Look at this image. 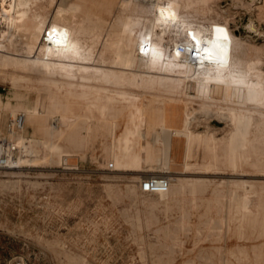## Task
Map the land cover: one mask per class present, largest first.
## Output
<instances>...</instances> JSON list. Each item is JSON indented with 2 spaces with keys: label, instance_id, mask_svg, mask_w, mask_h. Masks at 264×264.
Returning <instances> with one entry per match:
<instances>
[{
  "label": "rangeland",
  "instance_id": "374dc122",
  "mask_svg": "<svg viewBox=\"0 0 264 264\" xmlns=\"http://www.w3.org/2000/svg\"><path fill=\"white\" fill-rule=\"evenodd\" d=\"M39 2L41 35L56 18L74 29L79 54L45 66L39 45L21 52L39 19L31 16L11 29L16 47L0 43L10 55L0 61V114L10 110L0 137L19 142L23 158L0 170V264H264V0ZM162 6L172 17L159 15ZM212 20L238 39L235 73L256 59L261 73L245 78L238 96L237 82L223 93L201 79L174 92L182 69L163 42ZM138 28L147 41L120 48ZM145 44L151 52L140 54ZM139 58L145 68L135 67ZM25 107L33 117L15 131L10 119ZM172 139L183 156L170 166ZM139 170L150 172H126ZM154 174L169 178L168 190L139 191Z\"/></svg>",
  "mask_w": 264,
  "mask_h": 264
},
{
  "label": "bare ground",
  "instance_id": "6f19581e",
  "mask_svg": "<svg viewBox=\"0 0 264 264\" xmlns=\"http://www.w3.org/2000/svg\"><path fill=\"white\" fill-rule=\"evenodd\" d=\"M17 3V11L15 12V16L12 18L11 16V4L12 0L8 1L7 5V17H8V28L2 32L0 43L2 40L11 42L12 45L15 44L14 38L12 37L11 29L17 22H23L28 16H31V18H39L37 20V23L34 28V34H33V40L31 42H28L26 44H20V51L21 50H28L29 53L31 51H34L35 48L40 47V51L42 52V56H46L44 61L45 66H58V64L62 66H66V63H64V59H69L73 57V54H79V51L76 46V42L74 40V29L70 27L67 24L59 23L56 21V18L48 23L47 26V33L43 36L41 35L44 23L46 20L45 18L41 16V14L37 11L38 8H40V2L39 0H15ZM155 1V0H154ZM75 2V1H74ZM159 2V1H158ZM157 2V3H158ZM61 3V1L59 2ZM71 3V2H70ZM161 3V2H160ZM161 5V4H160ZM207 5V4H206ZM159 7V6H158ZM64 8V7H63ZM19 10V11H18ZM60 10V9H59ZM135 10V9H134ZM134 12V11H133ZM159 13V12H158ZM60 14V13H59ZM154 14V12H153ZM131 15V14H130ZM162 15L165 20L172 17V11L169 10L166 7H160V14ZM161 17V16H160ZM59 18V17H58ZM33 19V20H34ZM17 20V22H16ZM32 20V19H31ZM157 20V19H156ZM161 20V19H159ZM45 21V22H44ZM188 29L190 31H185V37L178 38L174 37L173 41L170 42V44L166 41L163 42L162 48L166 51V54L170 57H172L173 54V66H176L180 69H182V72H178L174 74V79L177 80V84L175 89L173 88V91L179 90L180 94H184V91L182 90L183 85L187 81L195 80V79H201L203 83H207L209 86H222V92L226 93L228 92L229 84L232 82H237L238 87L232 91V93L235 96H238L240 94L241 88L243 86L245 78H248L251 74H255L256 76H259L258 74L261 73V70L259 69L260 66V60L256 59L255 61L248 62L246 67V73L241 77H239L235 72V66H238L240 63L238 60L234 59V53H233V47L234 43L238 41V39L231 33L229 30L227 23L223 21H216L212 20L209 21L207 24L202 23H191L188 26ZM248 29H250L252 32H256V28L254 27L253 23L248 22ZM141 28V27H140ZM139 29V28H138ZM191 32V33H190ZM128 34V33H127ZM136 34V32H135ZM134 35H130L126 37L121 47L118 45V47L122 48L125 46H130L131 40L136 38L137 44H144L147 41V32H143L142 29H139L137 31L138 36L136 37ZM136 34V35H137ZM150 35V34H149ZM184 36V35H183ZM45 37V38H44ZM151 37V36H150ZM28 39V38H27ZM107 40V39H106ZM119 40V39H118ZM182 40L183 42L187 43L188 45H192L195 50L197 51V57L196 61L191 62L189 61L184 54L178 52L174 44L177 43V41ZM114 41V40H113ZM17 43V42H16ZM20 43V42H19ZM18 43V44H19ZM125 43L126 45H123ZM172 44V45H171ZM2 45V44H1ZM0 45V61L6 60L10 55H8L6 52L3 51L2 47ZM8 45V44H7ZM16 45V44H15ZM14 45V46H15ZM111 45V44H110ZM244 45V44H243ZM17 46V45H16ZM15 46V47H16ZM238 46V45H237ZM14 47V48H15ZM152 47V45H151ZM11 48V46H10ZM9 48V49H10ZM161 48V49H162ZM236 48V47H235ZM117 49V48H116ZM143 50L142 54H146L150 51V46L148 44H145L142 48ZM154 50V49H153ZM163 50V51H164ZM15 51V50H14ZM22 52V51H21ZM151 52V51H150ZM28 53V52H27ZM164 53V52H163ZM252 53V52H251ZM82 54V53H81ZM86 54V53H85ZM87 56V55H85ZM142 56V55H141ZM150 56V55H149ZM164 56V55H163ZM255 56V55H254ZM77 57V56H76ZM80 57V56H78ZM165 58V57H164ZM10 59V58H8ZM78 59V58H77ZM149 59V58H148ZM70 60V59H69ZM79 61V59H78ZM81 61V59H80ZM83 61V60H82ZM135 64L136 68H145L147 66V61L143 58L134 59L132 60ZM131 61V62H132ZM9 62V61H8ZM29 62V61H27ZM77 62V60H76ZM262 62V61H261ZM70 63V62H69ZM74 63V62H72ZM156 64V63H155ZM246 64V63H245ZM43 65V64H42ZM70 65V64H69ZM159 65V64H158ZM165 65V64H163ZM81 66V63H80ZM161 66V65H160ZM240 67V66H239ZM58 68V67H57ZM134 68V67H133ZM165 68V66H164ZM72 69V67H71ZM135 69V68H134ZM133 69V70H134ZM147 69V68H146ZM240 69V68H239ZM56 70V69H55ZM164 70V69H162ZM50 71V70H49ZM147 71V70H146ZM124 72V70H123ZM128 72V71H127ZM137 72V71H136ZM159 72V71H158ZM244 72V71H243ZM157 73V72H156ZM242 73V72H241ZM130 74V73H129ZM173 74V73H172ZM120 75V74H118ZM124 75V74H122ZM134 75V74H132ZM131 75V76H132ZM139 75V74H138ZM166 75V74H165ZM101 76V75H100ZM103 76V74H102ZM141 76V75H139ZM146 76V75H143ZM142 76V77H143ZM155 76V75H154ZM107 77V76H106ZM112 77V76H111ZM115 77V76H114ZM113 77V78H114ZM116 77H118L116 75ZM151 77V76H150ZM153 77V76H152ZM47 78V77H46ZM121 78V77H120ZM125 78V77H124ZM136 78V77H135ZM141 79V77H139ZM147 77H145L146 79ZM162 78L160 75L154 78L155 83H160L162 81ZM166 78V77H165ZM171 78V77H170ZM169 78V79H170ZM256 78V77H255ZM48 79V78H47ZM132 79V78H130ZM172 79V78H171ZM261 79V78H260ZM53 80V79H52ZM55 80V79H54ZM110 80V79H109ZM113 80V79H112ZM115 80V79H114ZM126 80V79H125ZM134 80V79H133ZM153 80V78H152ZM247 80V79H246ZM255 80V79H254ZM62 81V80H61ZM65 81V80H64ZM111 81V80H110ZM117 81V80H116ZM123 81V80H122ZM167 81V80H166ZM169 81V80H168ZM173 81V80H172ZM199 81V80H198ZM252 81V80H251ZM264 81V80H263ZM262 81V82H263ZM114 82V81H113ZM127 82V81H126ZM129 82V81H128ZM127 82V84H128ZM149 82V81H148ZM147 82V83H148ZM151 82V81H150ZM163 82V81H162ZM253 82V81H252ZM109 83V82H108ZM111 84L112 81L110 82ZM122 83V82H121ZM137 83V82H136ZM199 83V82H198ZM255 83V82H254ZM257 83V81H256ZM85 84V83H84ZM83 84V85H84ZM116 84V83H115ZM120 84V83H119ZM118 84V85H119ZM124 84V83H123ZM163 84V83H162ZM171 84V83H170ZM194 84V83H193ZM248 84V83H246ZM258 84V83H257ZM262 83L261 85H263ZM86 85V84H85ZM114 85V84H113ZM126 85V83H125ZM134 85V83H133ZM137 86V84H135ZM147 85V84H146ZM157 85V84H156ZM164 85V84H163ZM169 85V84H168ZM205 85V84H204ZM232 85V84H231ZM250 85V84H249ZM116 86V85H115ZM124 85H122L123 87ZM140 86V85H139ZM138 86V87H139ZM153 86V85H152ZM233 86V85H232ZM256 86V85H255ZM71 88V86H68ZM114 87V86H113ZM119 87V86H118ZM137 87V88H138ZM146 87V86H145ZM148 87V86H147ZM257 87V86H256ZM107 88V87H106ZM109 88V87H108ZM153 88V87H152ZM171 88V85H170ZM204 88V87H203ZM247 88V87H246ZM245 88V89H246ZM74 89V88H73ZM72 89V90H73ZM86 89V88H85ZM120 90V88H118ZM146 89V88H145ZM161 89H164L161 88ZM259 89V86H258ZM89 90V89H88ZM87 90V91H88ZM92 90V89H90ZM124 90V89H123ZM168 90V89H167ZM170 90V89H169ZM247 90V89H246ZM213 91V90H212ZM90 92V91H89ZM99 94V91H97ZM172 92V91H171ZM68 93V91H67ZM96 93V92H95ZM71 94V93H70ZM101 94V93H100ZM97 96V95H96ZM250 96V95H249ZM228 97V96H227ZM181 98V97H180ZM250 98V97H249ZM42 99V98H41ZM46 100V99H44ZM95 100V99H94ZM100 100V99H99ZM226 100H228L226 98ZM107 101V100H106ZM50 102V101H49ZM99 103V101H96ZM109 102V101H108ZM173 104V102H171ZM30 104V103H29ZM95 104V103H94ZM103 105V104H102ZM108 105V104H107ZM178 105V104H177ZM88 106V105H87ZM93 106V105H92ZM112 105H110L111 107ZM91 107V105L89 106ZM96 107V106H95ZM100 107V106H99ZM103 107V106H101ZM180 108H185L184 105H180ZM32 109V106H31ZM112 109V108H111ZM110 109V110H111ZM80 110V109H79ZM91 110V109H90ZM89 110V111H90ZM209 110V109H208ZM7 111V114L10 115V110L4 108L2 114ZM96 111V109H95ZM218 111V110H217ZM86 112V111H85ZM97 112V111H96ZM77 113V112H76ZM88 113V111H87ZM99 113V112H98ZM210 113V112H209ZM22 114H24V117L26 120L31 119L33 116V111L30 109L24 108L22 111ZM97 114V113H96ZM211 114V113H210ZM94 115V114H93ZM99 115V114H98ZM109 115V114H108ZM0 116V119H1ZM78 116V115H77ZM83 116V115H82ZM88 116V114H87ZM92 116V115H91ZM90 116V117H91ZM95 116V115H94ZM123 117V116H122ZM62 118V117H61ZM110 118V117H109ZM44 119V118H43ZM91 119V118H90ZM93 119V118H92ZM97 120V119H96ZM249 120V119H248ZM31 121V120H30ZM30 121L28 123H30ZM33 121V120H32ZM39 121V120H38ZM100 121V120H99ZM107 121V120H105ZM149 121V119H148ZM155 121V117H152V122ZM32 123V122H31ZM150 123V122H149ZM26 124V123H25ZM24 124V125H25ZM95 124V123H94ZM100 124V123H99ZM106 124V123H105ZM108 124V123H107ZM106 124V125H107ZM33 125V124H32ZM98 125V123H97ZM96 125V126H97ZM30 126V125H29ZM35 126V125H34ZM95 126V125H94ZM101 126V125H100ZM38 127V126H37ZM42 127V126H41ZM90 127V126H89ZM104 127V126H103ZM10 129V127H8ZM27 128V127H26ZM32 128V127H31ZM92 128V127H90ZM180 136L185 134V129L181 127H176ZM35 130V128H32ZM44 129V128H43ZM11 130V129H10ZM8 130V131H10ZM32 130V131H34ZM100 130V129H99ZM102 131V130H101ZM51 132V131H50ZM104 132V131H103ZM188 132V131H186ZM189 134V132H188ZM22 135V134H21ZM187 135V134H186ZM24 137V136H23ZM172 137V136H171ZM184 137V136H182ZM188 137V136H187ZM186 137V139H188ZM181 138V137H180ZM20 139V138H19ZM22 139V138H21ZM151 140V139H150ZM173 140V139H172ZM21 141V140H20ZM28 141V140H27ZM134 142V141H133ZM19 143V142H18ZM20 144V143H19ZM153 144V143H152ZM20 147V145H19ZM23 147V146H22ZM21 150V148H20ZM29 153V152H27ZM30 155V154H29ZM22 156L20 155L18 159L16 160V167H20L22 164ZM157 192V191H154Z\"/></svg>",
  "mask_w": 264,
  "mask_h": 264
},
{
  "label": "built area",
  "instance_id": "2783aa9c",
  "mask_svg": "<svg viewBox=\"0 0 264 264\" xmlns=\"http://www.w3.org/2000/svg\"><path fill=\"white\" fill-rule=\"evenodd\" d=\"M8 1L9 0H0V39L2 32L8 28ZM174 47L178 52L184 54L189 61H196L197 51L192 45H188L182 40H179L174 44ZM139 52L142 54L143 50L140 49ZM10 120L11 128L15 131L22 130L25 120L24 114L17 113ZM20 155V147L16 141L4 136L0 137V170L13 169ZM169 186L170 181L167 176L154 174L141 179L139 182V191H167ZM12 264H22V262L20 260H14Z\"/></svg>",
  "mask_w": 264,
  "mask_h": 264
},
{
  "label": "crops",
  "instance_id": "0c3cea01",
  "mask_svg": "<svg viewBox=\"0 0 264 264\" xmlns=\"http://www.w3.org/2000/svg\"><path fill=\"white\" fill-rule=\"evenodd\" d=\"M173 145L172 147L169 149V152H168V157L170 159V166H172L175 161L180 157V156H183V151L180 150V147L181 145L178 147L177 146V140H173ZM147 164H145L146 166ZM126 172H131L133 173L134 177H137V176H143L147 173H149L150 171H143V170H139V171H126ZM154 172H158V171H154ZM136 173V174H134ZM140 182V181H139Z\"/></svg>",
  "mask_w": 264,
  "mask_h": 264
}]
</instances>
